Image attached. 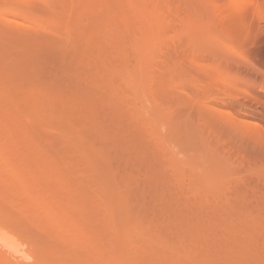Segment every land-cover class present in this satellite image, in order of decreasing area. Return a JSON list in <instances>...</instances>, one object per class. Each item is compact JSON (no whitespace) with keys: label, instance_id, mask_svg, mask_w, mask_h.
I'll list each match as a JSON object with an SVG mask.
<instances>
[{"label":"rangeland","instance_id":"obj_1","mask_svg":"<svg viewBox=\"0 0 264 264\" xmlns=\"http://www.w3.org/2000/svg\"><path fill=\"white\" fill-rule=\"evenodd\" d=\"M0 264H264V0H0Z\"/></svg>","mask_w":264,"mask_h":264},{"label":"bare ground","instance_id":"obj_2","mask_svg":"<svg viewBox=\"0 0 264 264\" xmlns=\"http://www.w3.org/2000/svg\"><path fill=\"white\" fill-rule=\"evenodd\" d=\"M64 33H65V31H64ZM69 34H70V33H69ZM69 34H68V35H69ZM65 35H66V34H65ZM63 36H64V35H63ZM70 36H71V35H70ZM70 36H69V37H70ZM66 38H67V37H66ZM45 45H46V44H45ZM50 45H51V44H50ZM47 46H48V45H47ZM33 47H34V46H33ZM41 48H42V47H41ZM30 50H31V49H30ZM32 51H33V50H32ZM37 55H39V54H37ZM37 57L39 58V56H36V57L34 56L33 58H32V56H31L32 60L37 61L36 63H35V61H32V60H31L32 62H30V61L28 60V58L30 59V56L28 55V57H26V59L29 61V63H27L28 61L25 62L26 59H23L24 62L21 60V61H22V64H21L20 61H19L20 63H19L18 65L16 64V63H18V62L15 63L16 66H14V64H12V67H13V66H14V67H13V68H10V69L8 68V70H9V71H8V73H9L8 76H9L10 78H12V80H15V81L20 80L21 83L25 82L24 79L30 78L29 76L26 77L27 75L30 74V73H29V70L32 72V70H33L34 68L38 69V68L36 67L37 65H40V64H41V63H38ZM39 59L42 61V58H41V57H40ZM91 59H92V58H91ZM43 61H44V60H43ZM91 61H92V60H91ZM39 62H40V61H39ZM25 63H26V64H25ZM24 64H25V66H22V65H24ZM20 65H21V66H20ZM6 66H7V65H6ZM31 69H32V70H31ZM22 72H23V73L26 72V74H27V73H29V74L26 75V74H23ZM21 75H22V78H21ZM23 75H24L25 77H24ZM68 75H69V74H68ZM30 76H31V75H30ZM23 77H24V79H23ZM74 77H75V76H74ZM72 78H73V77H72ZM75 78H76V77H75ZM22 79L24 80L23 82H22ZM48 80H50V79L48 78ZM48 80L46 81V83L48 82ZM51 80H52V79H51ZM51 80H50V81H51ZM68 80H69V79H68ZM68 80H65V81H68ZM26 81H28V79H27ZM69 81H71V80H69ZM72 81L75 82L73 79H72ZM78 81H79V80H78ZM17 82L19 83V81H17ZM53 82H54V84H56V85H55L56 87L60 84V83L57 84V81H56V82L53 81ZM50 83H51V82H50ZM50 83H47V85L50 84ZM44 84H45V83H44ZM51 84H53V83H51ZM66 84H69V83L66 82L65 85H66ZM76 84H77V83H75V84L73 85V84L70 83V85H73V86H76V87H77ZM61 85H62V84H61ZM65 85H62V86H65ZM50 86H52V85H50ZM53 86H54V85H53ZM59 86H60V85H59ZM65 87H66V86H65ZM67 87H68V86H67ZM45 88H47V86H46ZM45 88H44V89H45ZM53 88L55 89V87H53ZM53 88L50 87V89H53ZM62 88H63V87H61V88L59 87V89H62ZM70 88H71V86H70ZM41 89H43V88H41ZM41 89H40V90H41ZM48 89H49V88H47V91H48ZM59 89H58V87L56 88L57 91H58ZM71 89H73V88H71ZM71 89H70V90H71ZM75 89H76V88H75ZM49 91H50V92H49ZM49 91H48V92H44V93H45V94L48 93V96H49V95H55V94H54V93H55V90H54V92H53V90H49ZM57 91H56V92H57ZM59 91H60V90H59ZM73 91H74V90H73ZM75 91H76V90H75ZM75 91H74V92H75ZM38 92H39V90H38ZM38 92H37V93H38ZM40 92H41V91H40ZM40 92H39V93H40ZM42 92H43V91H42ZM42 92H41V93H42ZM78 92H79V91H78ZM37 93H36V94H37ZM41 93H40V95H42ZM49 93H52V94H49ZM71 93H72V90H71ZM79 93H81V92H79ZM79 93H78V94H79ZM25 94H26V95H25ZM27 94H28V93H24V97H25V98H26L27 96L30 95V94H29V95H27ZM57 94H58V93H56V95H57ZM72 94H74V93H72ZM76 94H77V92L74 94L75 97L77 96ZM81 94H82V93H81ZM40 95H39V97H40ZM43 95H44V94H43ZM43 95H42V96H43ZM42 96L40 97V99H42ZM46 96H47V95H44V97H43V101H45L46 98H49L48 96H47V97H46ZM59 96H60V95H58V97H59ZM83 96H84V95H83ZM30 97H32V96L30 95L29 98H30ZM36 97H37V95H36ZM71 97H73V95H71ZM80 97H82V96H80ZM44 98H45V99H44ZM52 98H54V97H51V99H52ZM56 98H57V97H56ZM56 98H55V100H56ZM60 98H63V96H61ZM60 98H58V99H60ZM73 98H74V97H73ZM83 98H84V97H83ZM40 99H38V100L42 102V100H40ZM58 99H57V100H58ZM79 100H80V98H79ZM81 100H82V99H81ZM85 100H87V98H86ZM25 101H27V100L25 99ZM25 101H24V102H25ZM39 101H38V103H39ZM47 101H48V103H49L50 99H48ZM47 101H46V102H47ZM52 101H54V100H52ZM54 102H55V101H54ZM76 102H78L77 99H76ZM82 102H83V101H82ZM82 102H81V103H82ZM44 103H45V102H44ZM44 103H43V104H44ZM50 103H51V102H50ZM52 103H53V102H52ZM79 103H80V101H79ZM25 104H26V103H25ZM41 104H42V103H41ZM41 104H40V105H41ZM26 105H29V104H26ZM45 105H47V103H46ZM30 107H31V106H30ZM35 107H36V109L40 110L43 106H41V107H40V106H39V107L35 106ZM28 108H29V106H28ZM33 108H34V106H33L31 109H33ZM26 109H27V108H26ZM36 109H35V110H36ZM27 110H29L28 112L30 113V109H27ZM38 110H36V111H38ZM32 111H34V110H32ZM42 111H43V110H42ZM42 111H41V112H42ZM34 112H35V111H34ZM34 112H33V114H34ZM90 112H92V111H90ZM90 112H89V113H90ZM38 113H39V112H37V114H38ZM31 114H32V113H31ZM31 114H30V116H31ZM41 114H42V113H41ZM43 114H44V113H43ZM31 117H34V116H31ZM36 117H37V116H36ZM36 117H35V118H36ZM39 117H41V116H39ZM38 119H39V118H38ZM61 119H62V121H63L64 118H61ZM64 120H65V119H64ZM60 122H61V121H60ZM63 122L65 123V121H63ZM63 122H62V123H59V124H61V126H63ZM72 123H73V122H72ZM83 123H84V122H83ZM83 123H82V124H83ZM79 124H80V123H79ZM82 124H81V125H78V126H81V128H80L81 131H82V130L84 129V127H85L84 124H83L84 127H82ZM73 125H74V124H73ZM59 126H60V125H59ZM59 126H58V127H59ZM75 126H77V125H75ZM78 126H77V128H79ZM58 127H57V128H58ZM60 128H63V127H59V129H60ZM82 128H83V129H82ZM60 131H61V129H60ZM62 131H63V130H62ZM77 131H78V130H77ZM79 132H80V131H78V133H79ZM78 133H76V135H78ZM71 134H72V133H71ZM64 135H65V134H64ZM66 135H67V136L69 135V137L72 136V135L70 136L69 133L66 134ZM96 136H98V134H97ZM64 137H65V136H64ZM65 138H66V137H65ZM85 156H86V155H85ZM83 158H85V157H83ZM83 158H82V160H83ZM86 158H87L88 161H90V160L88 159V157H86ZM87 160H85V162H86ZM91 161H92V160H91ZM83 162H84V161H83ZM103 162H105V161H103ZM106 163H107V161H106ZM106 163H105V164H106ZM87 164H89V167L93 166L92 164H90V162H89V163L87 162ZM105 166H106V165H105ZM105 166H104V168H105ZM107 166H108V165H107ZM107 166H106V167H107ZM95 168H96V167H95ZM93 169H94V168L91 167L90 171L93 170ZM109 169H111V168H109ZM95 170H96V169H95ZM104 170H105V169H104ZM107 171H108V170H107ZM91 172H92V171H91ZM93 172H95V171H93ZM111 172H112V171H111ZM107 173H109V172H107ZM106 175H107V174H106ZM110 176H111V175H110ZM109 178H110V177H109ZM112 190H113V189H112ZM110 192H111V191H110ZM118 196H119V195H118ZM122 196H123V195H122ZM118 199H119V198H118ZM124 199H125V198H124ZM124 199H123V202L127 205V204L129 203V201H128V203H127V202H126L127 199H126V200H124ZM119 201H121V200H119ZM119 201H118V202H119ZM121 203H122V202H121ZM129 204H130V203H129ZM126 205H125V206H126ZM123 206H124V205H123ZM127 206H128V205H127ZM123 209H124V207H123ZM126 209L128 210V208H126ZM127 213H129V212H126L125 214H127ZM128 215H129V214H128ZM128 215H127V216H128ZM125 218H126V215H125ZM127 219H129V218H127ZM129 220H130V219H129ZM127 221H128V220H127ZM129 222H130V221H129ZM3 242H4V241H3ZM1 245H5V244H1ZM5 246H6V245H5ZM3 247H4V246H3ZM7 248H8V247H7Z\"/></svg>","mask_w":264,"mask_h":264}]
</instances>
